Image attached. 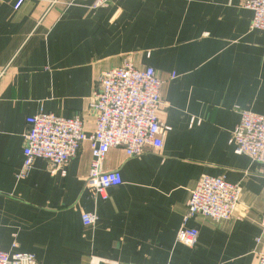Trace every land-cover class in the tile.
<instances>
[{"label":"crops","instance_id":"1","mask_svg":"<svg viewBox=\"0 0 264 264\" xmlns=\"http://www.w3.org/2000/svg\"><path fill=\"white\" fill-rule=\"evenodd\" d=\"M0 0V248L38 264H261L264 164L230 142L240 110L264 114V31L251 30L243 0ZM126 58L164 81L160 150L130 157L113 148L104 171L124 184L90 192L91 145L67 173L38 159L24 166L27 118L39 110L80 116L95 130L89 99L100 75ZM172 74L177 77L172 78ZM243 189L235 218L197 215L199 245L176 240L203 175ZM83 213L97 223L83 224ZM261 241L258 243V238Z\"/></svg>","mask_w":264,"mask_h":264},{"label":"built area","instance_id":"2","mask_svg":"<svg viewBox=\"0 0 264 264\" xmlns=\"http://www.w3.org/2000/svg\"><path fill=\"white\" fill-rule=\"evenodd\" d=\"M58 0H54L57 2ZM77 1L70 0L68 5ZM92 8L110 5L113 0H90ZM25 0H16L19 10ZM243 7L253 11L251 30L264 31V0H243ZM172 78L177 75L172 74ZM164 81L153 67L137 68L132 59L126 58L119 67L105 70L89 99V109L95 114V130L88 135L84 120L39 110L27 118L24 133V166L19 178L29 175L35 161L48 162L53 172L67 173L71 160L80 151L83 142H89L93 162L87 179L90 192L105 194L110 187L124 184L118 170L104 171L107 154L113 148H124L130 157L140 156L145 150H160L172 127L159 116L163 103ZM239 125L232 131L230 142L237 155L249 156L254 162L264 164V114L240 110ZM243 189L224 177L203 175L191 189L187 212L176 240L192 248L199 245V229L189 227L188 222L197 215L210 217L219 223L235 218ZM85 226L92 227L98 221L95 213H83ZM264 228V211L262 214ZM261 241L258 238V243ZM264 264V250L256 253ZM0 264H38L32 253L6 252L0 248Z\"/></svg>","mask_w":264,"mask_h":264}]
</instances>
